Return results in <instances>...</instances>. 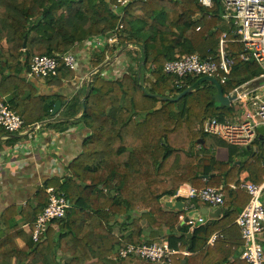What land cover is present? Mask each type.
Returning a JSON list of instances; mask_svg holds the SVG:
<instances>
[{
    "label": "trees",
    "instance_id": "1",
    "mask_svg": "<svg viewBox=\"0 0 264 264\" xmlns=\"http://www.w3.org/2000/svg\"><path fill=\"white\" fill-rule=\"evenodd\" d=\"M0 8L19 15L11 21L10 39L18 49L3 46L6 31L0 18V102L8 97L9 107L21 116L27 132L36 124L60 132L76 124L90 130L63 182L52 178L31 201L9 206L1 213L0 264H134L137 258L132 256L112 257L128 243L163 241L157 231L161 228L167 230L163 238L172 248H186L191 253L173 256L171 264H209L212 252L219 249L227 253L216 264H247L238 259L229 262L232 251L225 230L239 229L235 221L250 196L229 185L238 183L243 169L250 171L254 183L261 181L264 167H260L259 154L238 164L231 160L238 147L202 131L206 119L232 120L237 105L223 107L216 102V88L209 82L176 99L200 77L185 79L180 87L175 76L163 72L167 61L184 54L197 52L203 58H216L226 31L227 55L233 67L221 83L224 94L260 76L256 63L240 59L243 46L223 23L220 0H213L211 7L197 0H0ZM111 33H116L118 44L94 50L90 63L96 69L107 60V54L124 49V73L104 77L103 67L70 98L31 89L24 92L29 84L23 74L32 58L60 56L76 45L84 46L92 37ZM84 53L76 49V68ZM73 75L74 70L61 62L57 74L45 83L60 86ZM57 100L63 105L53 116ZM1 133L9 134L0 126ZM262 142L257 140L253 147L264 154ZM214 146L226 147L229 160L217 159ZM184 183L196 189L223 186L225 192L223 217L198 225L189 237L174 232L181 213L164 210L161 205L164 197L173 196ZM49 187L71 203L65 216L54 221L58 232L49 227L40 241L27 235L19 246L10 235V221L16 219L32 230L37 215L48 204ZM144 220L152 228L149 238L144 236ZM18 232L22 233V228ZM213 233L220 236L210 244ZM239 236L243 243L241 233Z\"/></svg>",
    "mask_w": 264,
    "mask_h": 264
},
{
    "label": "built area",
    "instance_id": "2",
    "mask_svg": "<svg viewBox=\"0 0 264 264\" xmlns=\"http://www.w3.org/2000/svg\"><path fill=\"white\" fill-rule=\"evenodd\" d=\"M206 7H211L213 0H197ZM223 11L221 19L232 30L236 41L243 46L240 59L245 63L254 62L264 75V0H220ZM122 25L119 26V29ZM226 31L222 33L219 41V49L216 58H203L197 52L178 56L167 61L163 65V72L173 75L181 87L185 79L192 77L210 76L224 83L232 71L233 60L227 55ZM86 50H107L118 44L116 33L106 36H96L87 40ZM77 46V45H76ZM132 48V45H127ZM109 54H107L108 59ZM89 58L91 59L90 55ZM125 60V59H124ZM66 69L75 70L77 55L68 51L60 56L41 55L32 58L27 71L29 78L46 80L57 74L60 63ZM118 72L117 77L126 71V60ZM136 64V62H134ZM94 70V69H93ZM113 76H110L111 78ZM151 80L153 76L147 74ZM239 109L235 117L228 121H218L215 118L206 119L202 123L204 134L216 137L228 145L239 148H250L259 139V127H264V86L254 91L241 95L237 100ZM0 126L8 133H17L23 130V119L9 107L6 100L0 102ZM40 126L36 124L34 129ZM262 150L264 152V134L262 138ZM200 148V144L196 149ZM3 158V156H2ZM15 162V161H13ZM9 161V164H13ZM4 160L0 161V167L5 166ZM232 189H243L250 196L248 204L242 209L236 218V224L243 240L241 259L247 264H264V250L259 242V236L264 231V179L261 183L249 180H240L229 185ZM48 204L37 215L34 228L31 230L28 224L24 227L29 237L34 241H40L49 227L56 219L65 216L71 203L65 197L57 193L52 187L47 188ZM179 196V190L174 194ZM186 197L195 199L208 205L222 207L224 203L223 186H205L203 188L190 187ZM200 220V219H198ZM197 220H189L187 224L196 226ZM205 224L201 223L200 225ZM219 233H213L208 243L213 244ZM190 255L187 250L172 248L166 240L153 243H128L119 247L114 260L132 256L151 264H171L173 256Z\"/></svg>",
    "mask_w": 264,
    "mask_h": 264
},
{
    "label": "crops",
    "instance_id": "3",
    "mask_svg": "<svg viewBox=\"0 0 264 264\" xmlns=\"http://www.w3.org/2000/svg\"><path fill=\"white\" fill-rule=\"evenodd\" d=\"M0 18L6 31V38L2 41L3 46H10L13 49H16V43L10 40L13 32L11 21L13 19H19V15L10 9L0 8ZM84 47H87V45L85 44L83 46V44H79L75 49L72 50L75 52V54L76 49H81V52L84 50L85 53L81 56L78 55L80 62L78 67L74 70V75L71 78L65 80L62 85H47L44 80L29 78L27 71H25L23 76L25 77V81L29 84V87L25 89L24 92H28V90L31 89L36 91L38 94L60 95L67 98L73 96V94L78 92L81 86L87 80H89L91 72L94 69L90 63L93 59L94 51L90 53L91 51L84 49ZM123 52L124 49H121L115 55L108 56L107 60H109V64L104 66L105 68L102 70V75L104 77L113 76L118 72L120 67L123 65V61H125V54ZM89 55L91 59L89 58ZM112 78H114V76ZM4 99L7 100L8 97H4ZM89 135L90 130H88L82 124L70 126L63 132L51 128L39 127L38 129H32L30 132H27L24 129L17 133H1L0 161L4 160L6 165L0 167V215L9 206L15 205L20 207L26 202L31 201L37 190L42 187L46 181L56 178L63 182L66 175L69 173L70 163L81 153L85 140ZM11 138L12 140L10 141ZM237 150L238 152L232 155V161H235L239 164L257 152L260 157V167H264V154L260 151L258 152L256 146H252L250 148L238 147ZM214 154L219 160H229V152L226 147L214 146ZM9 161H11V163L13 161L15 162H13V164H9ZM242 179L253 182L251 173L248 169H243L239 173L237 179L238 182ZM263 179L264 177L261 178L259 183H261ZM190 187V184L184 183L177 189V191L179 190L180 193L179 196L173 195L170 197H164L161 200V205L164 210L174 212L178 211L167 207L165 205L166 202L183 201L185 203L184 211L179 212L181 213L180 221L174 232L176 235H185L186 237H189L193 229L198 227L191 226L187 223H182L189 211L197 210L203 207H207L211 210L220 208L221 212L218 214V216L216 218L208 219L206 223H210L212 220L216 219L219 220L224 215L223 206H212L201 202L194 203L192 200L195 199L189 200L186 197V194L188 193ZM24 225L25 223H19V221L16 219L10 221V235L19 246L24 245V238L28 235ZM142 225L144 227L145 238H149V232L152 230V228L145 220L142 222ZM51 227L56 232H58V226L55 223ZM2 228L3 225L0 224V229ZM20 228L23 230L22 233L18 232ZM157 231L161 237V240H164L163 237L167 233V230L165 228H161ZM219 231H221L222 234L226 231L228 243L231 244V246H228L229 251H232V255L229 257V262H233L235 259L242 260L240 255L243 243H241L239 236L240 230L235 228L232 230L227 229L225 231L219 229ZM117 232L118 230H116V233ZM224 237L225 236L221 238ZM259 242L264 250V231L259 236ZM183 250H186V248ZM224 253L226 254L227 250L223 251L222 249H219L212 252L208 259V263L216 264V260ZM85 264H89V261ZM134 264L151 263L136 259Z\"/></svg>",
    "mask_w": 264,
    "mask_h": 264
},
{
    "label": "water",
    "instance_id": "4",
    "mask_svg": "<svg viewBox=\"0 0 264 264\" xmlns=\"http://www.w3.org/2000/svg\"><path fill=\"white\" fill-rule=\"evenodd\" d=\"M109 64V60H106L102 65L97 67L91 72V75L97 71H100L104 66ZM209 82L216 88V94L214 95V99L216 102L220 103L223 107H228L232 103H234L241 95L254 91L260 87L264 86V75L258 76L256 78H253L237 88H235L233 91H231L228 94H224L221 84L217 79L210 76H203L198 78V80L193 83L192 85L188 86L186 89H184L181 93H179L178 97L176 99H180L181 97L185 96L189 92H191L196 86L204 83ZM82 113L85 112V99H82ZM62 103L60 100H57L54 104V108L52 111V115H56L60 109H61ZM259 139L262 140L263 134H264V127H259ZM202 143V140L201 142ZM167 207H169L172 210H177L178 212H182L185 209V203L183 201H168L165 203ZM221 212V209L211 210L207 207H203L197 210H192L187 213L182 223H187L189 220H197L196 226L200 225L201 223H206L208 219L216 218L218 214ZM140 214V213H139ZM200 219V220H198Z\"/></svg>",
    "mask_w": 264,
    "mask_h": 264
},
{
    "label": "rangeland",
    "instance_id": "5",
    "mask_svg": "<svg viewBox=\"0 0 264 264\" xmlns=\"http://www.w3.org/2000/svg\"><path fill=\"white\" fill-rule=\"evenodd\" d=\"M16 49H18V47H16ZM233 105L235 104V105H238V102L237 101H235L234 103H232ZM238 109H239V107H238ZM210 141H212L211 139H210Z\"/></svg>",
    "mask_w": 264,
    "mask_h": 264
}]
</instances>
